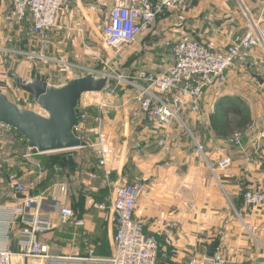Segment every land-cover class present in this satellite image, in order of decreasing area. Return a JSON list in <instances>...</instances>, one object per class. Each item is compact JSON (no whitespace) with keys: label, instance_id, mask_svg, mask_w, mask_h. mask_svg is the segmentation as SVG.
I'll use <instances>...</instances> for the list:
<instances>
[{"label":"crops","instance_id":"obj_1","mask_svg":"<svg viewBox=\"0 0 264 264\" xmlns=\"http://www.w3.org/2000/svg\"><path fill=\"white\" fill-rule=\"evenodd\" d=\"M202 1L204 0L194 2L189 10L190 13L196 6L199 8L202 5L200 11L203 13L197 21L199 28L214 27L218 30L215 41L226 42V33L220 30L224 29L225 21L232 16L234 23L231 29L226 31L232 32L233 35L240 34L243 26L239 24L235 14L224 12L226 15L216 20V26L210 25L212 20L208 14L220 7V3L223 5L222 1L210 0L201 3ZM116 2L117 0H70V7L62 10L56 26L46 35L48 54L71 62L69 70H63L65 79L51 81L42 79L39 75L34 77L52 85H60L74 75H81L78 72L80 68H85V64L91 65L94 59L101 62L97 51L102 29L100 20L89 6L114 5ZM229 3L230 1H227L226 5H229L227 8L232 12L229 7L234 3ZM12 19L8 1L0 0V53L29 52L30 40L22 37V30H29V21H25L24 28L20 30L18 25L13 24ZM261 27L264 31V20ZM198 29H191L188 33L198 32ZM203 32L206 31L201 30L200 33ZM149 50L155 51V64L139 69L136 78L140 72L162 73L172 63V55L165 43L161 48L154 44L153 37L148 35L137 54L126 55L125 51L122 55L118 54V57L124 61L123 67L137 66L140 58L146 56ZM258 55V59L264 62V56ZM13 62L12 60V66ZM62 64L67 65L63 62ZM237 69L242 72L239 67ZM247 72L250 74L249 79L264 88V70ZM252 74L259 75L262 84H259ZM235 76H231L227 82L223 96L219 93V96L212 97L211 91L205 92L198 104L200 109L182 111V121L189 119L191 122L188 126L184 125L190 136L175 130L177 126L168 128L149 124L135 101L136 110L132 115L122 114L116 117L124 122L128 119L141 122L138 126L105 125L109 117L108 113L105 114L101 128L105 168L99 166L93 149L88 146L56 155L73 156V166L68 162L60 165L54 161V156H42L39 159L43 176L40 181L36 179L40 170L24 160L14 159L9 164L0 160L1 195L7 192L8 173L26 176L29 182H33L34 189L31 194L47 189H55L56 193L55 199L47 195L43 208L54 225L53 230L42 237L43 245L48 248V257L42 260H24L22 263L98 264L99 261L109 259L112 254L114 228L107 213L97 208L98 205L108 206L110 202L111 190L109 191L102 182L101 177L109 176L111 182L118 184L140 182L146 185V191L137 201L135 216L144 223L145 233L154 236L160 246L177 251L172 264H187L192 256H206L208 246L214 241L219 244L216 254L225 257L229 264H260L264 257V203L259 207H250L242 202L241 197L247 190H259L264 193V122L262 130H258L254 120L247 116L250 124L242 134L233 135L234 131H230L228 135H222L223 129L220 126L226 119L234 120L235 116L221 115L219 106L225 97H232L238 81H246L243 77L234 78ZM18 78L29 80L24 79L22 75ZM136 78L135 83L141 84ZM111 83L110 88H114ZM107 91L96 95L106 96ZM0 92H5L7 96L13 93V98L22 101L17 103L8 96L9 100L23 108H33L35 105L31 96L17 88L13 90L6 82H0ZM82 100L83 98L79 103ZM215 101H218V104H215ZM85 103L78 106L80 112L86 114V118L81 121V131L94 127V122L89 121V109L94 111V116L97 114V106L93 105L90 99ZM113 113L109 114L111 118L115 117L116 113ZM163 128H168L166 133L164 132L166 136L162 134ZM5 132V139L0 137V148L5 151V155L12 156L26 147L24 139L16 131L9 129ZM236 135L241 137L240 145L231 142ZM85 136L90 142L95 139L88 131H85ZM164 137V142L157 141L158 138ZM189 138L196 139V143H191ZM222 160H229L228 168L218 167ZM61 185L67 186L66 193L59 190ZM19 196L21 195L17 197ZM62 205L73 208L76 218L83 223L81 227L75 226L72 221L65 224L59 222L58 211ZM230 209L235 212L237 220L230 217ZM15 231L16 228L9 235L11 251H17ZM17 263L15 260L14 264ZM103 264L108 263L104 261Z\"/></svg>","mask_w":264,"mask_h":264},{"label":"built area","instance_id":"obj_2","mask_svg":"<svg viewBox=\"0 0 264 264\" xmlns=\"http://www.w3.org/2000/svg\"><path fill=\"white\" fill-rule=\"evenodd\" d=\"M16 23L29 21V34L44 38L56 26L58 16L70 0H7ZM200 0H117L110 9L102 26V39L107 47L122 55L126 49L136 45L140 36L148 33L159 14L165 11L186 12L194 2ZM246 19L243 29L238 35L226 31L234 23L229 16L224 23L226 42L214 40L204 41L200 32H191L179 36L174 41H167L165 46L172 55V63L162 73L140 72L137 80L132 82L136 91L133 100L138 104L144 119L153 125L166 126L174 120H180L183 110L197 111L198 104L205 92L224 85L227 73L233 69L264 70V62L258 54L264 56V31L261 27L264 20V1L261 3L259 17L255 18L245 7L243 0H235ZM206 20V18H205ZM101 63L105 71L94 75H105L111 72V81L121 79L108 62ZM130 84V85H131ZM116 87L110 88L114 91ZM104 105L96 107L97 114L93 118L94 127L88 131L94 136L90 142L85 131L80 130L82 120L86 118L80 112V126L77 129L79 138L86 146L93 149L95 159L100 167L105 168V153L102 148L103 116L108 113ZM9 130L0 124V137L5 139ZM5 132V133H4ZM241 137L234 136L231 142L240 145ZM0 160L9 164L12 160H24L39 169L36 179L42 180L39 159L47 153H38L25 147L12 156L5 155L0 148ZM2 158V159H1ZM219 168L229 167V160H222ZM106 175V173H105ZM97 176H91L96 178ZM102 182L111 190L108 206L97 208L107 213L114 228L112 254L104 260L108 264H172L177 254L175 249L167 250L160 246L154 236L145 233L144 223L136 218L135 210L139 197L146 191V185L140 182H111L109 176H101ZM7 192L0 194V264H23L24 260H42L48 257V248L43 245L42 237L53 230L54 225L47 213L43 211L47 195L55 199V189H47L31 194L33 182L26 176L6 174ZM61 192L66 193L67 186L61 185ZM21 195V198L17 196ZM242 202L250 207H259L264 203V193L259 190H247L241 197ZM59 222H73L75 226L83 225L76 218L72 207L62 205L58 211ZM16 228L15 241L17 251H11L10 234ZM95 261V260H94ZM99 261L98 264H103ZM187 264H229L222 255L213 258L192 256ZM260 264H264V257Z\"/></svg>","mask_w":264,"mask_h":264},{"label":"rangeland","instance_id":"obj_3","mask_svg":"<svg viewBox=\"0 0 264 264\" xmlns=\"http://www.w3.org/2000/svg\"><path fill=\"white\" fill-rule=\"evenodd\" d=\"M205 2H208L210 0H204ZM202 1L201 3H204ZM213 1V0H211ZM219 1V0H217ZM222 1L219 4L220 7L214 9L212 12L208 14V17L212 22L210 23L213 24L214 26L217 25V19L222 18L226 14H235L234 16L237 17L239 24H245L246 19L242 16V10L238 7V5L235 3V0H220ZM227 1H230L232 6L231 8L233 11L231 12L226 5ZM245 7L252 13V15L255 18H258L260 15L261 11V3L263 0H243ZM70 3V2H69ZM69 3L65 6V8L68 6L70 7ZM229 3V4H230ZM202 5L198 8V6L195 7V10L190 12H182V11H165L159 14L155 22L152 24L150 31L148 32L149 37H153V42L154 44H157L158 46L163 47L164 43L167 41H174L176 40L179 36L188 33L189 30H196L199 28V25L197 24V21L202 15L200 9ZM226 6V7H225ZM93 9V11L96 13V17L98 20H100V25L101 29L106 21V18L108 16V13L110 9L113 7V5H99V6H89ZM226 14H225V13ZM208 13V12H206ZM14 25H18V29L22 30L24 28V23L18 24L15 22L14 19H12ZM206 31L205 33L203 32V40L210 41V40H216L215 36L218 34V30L215 29L214 27H206V29L199 28L198 32ZM102 35V34H101ZM147 35L140 36L135 47L133 48H128L126 49V55L132 54L135 55L139 51L140 47L142 46V42L147 39ZM22 37L24 39L29 38L28 41L30 40V50L29 52H13V53H0V82H6L9 84L13 90H16L15 85L12 81V78H10L9 74H12L16 77H22L24 79H30L33 78L34 75H39L42 77V79L45 80H51V81H57V80H63L65 79L63 76V70H69V65H71V62H66L65 60H60L59 58L57 59L56 57L49 55L48 54V41L46 42V36L44 38H41L39 36L29 34L28 29L22 30ZM35 37V39H33ZM102 37V36H101ZM222 43V42H221ZM99 45L97 54L100 56V60L103 62H108V66L113 69V71L121 77L119 81L115 80L111 84V87H116L114 91L109 90L106 93V96H99V95H93V94H85L83 95V100L81 101V105L86 104L85 102L90 99L92 104L99 106V105H104L107 110L108 114L105 121V125H110L111 127H121L124 124L125 125H133L138 126L141 122L137 121H131L128 119L127 122H124L122 119H117V115L121 116L122 114H128V116L132 115L136 110V105L134 103L133 97L136 95V91L134 87H132V82H135V78L137 75V72H139V69L142 67L148 66V65H154L155 64V51L154 50H149L148 54L146 56H142L140 58V62H138L137 66L133 65H127L126 67L122 64H124L123 60L121 57H118L115 51L104 47L103 45V39L99 38ZM37 47L39 48L37 50ZM137 50V51H136ZM161 52V51H160ZM115 56L113 59L112 57ZM94 58L92 57V60ZM12 60L13 66H12ZM91 60V61H92ZM63 63H66L67 65H63ZM122 66V67H121ZM92 68V69H91ZM103 68H106L101 62L96 59H94V62L90 64H85V68L79 70L78 73L81 75H86L88 73H93V72H101L104 71ZM238 69H233L227 73V82H229L231 76L234 74L236 77H243L246 79V81H238L237 84L235 85L233 95L232 97H225V99L222 101L225 107L230 108L232 106V110L235 108L238 111L242 112L243 114L247 115L250 119H253V123H256L258 126V130H262L263 125L262 123L264 122V88H260L257 83L250 78V74L242 69L241 71H237ZM88 71V72H87ZM237 71V72H235ZM233 72V73H232ZM62 75V76H60ZM227 82L215 89L208 90L207 92H210L212 94V97L214 96H219L218 94L221 93L223 96L224 88L227 85ZM131 84V85H130ZM206 92V93H207ZM13 93H9V98L14 100L19 103L22 100L17 99L16 97L13 98ZM205 95V94H204ZM203 95V97H204ZM228 95V94H226ZM93 100V101H92ZM11 101V100H10ZM90 102V101H89ZM218 104V101H215V104ZM33 108H36L35 105L32 106ZM105 108V110H106ZM198 109H200L198 105ZM112 112L115 114V117H112L109 115ZM193 113V112H192ZM130 114V115H129ZM140 116V115H139ZM180 120H174L171 122V124L166 125L164 127H170V126H177L174 128L177 131H182L183 134L186 136H190V134L185 130L184 125L188 126L190 125L191 122L182 121L181 117V112L179 113ZM129 118V117H128ZM139 118V117H138ZM193 120L194 117H192ZM104 123V119H103ZM184 123V124H183ZM168 128H163L162 134L165 135L166 130ZM165 132V133H164ZM181 135V133H179ZM117 135H119L117 133ZM181 137V136H180ZM157 141H165L164 138H158ZM189 141L191 143H196V139L189 138ZM196 150V148H195ZM65 152H58V153H47L49 157L56 156V155H61ZM210 174L212 172L208 171ZM231 210V209H230ZM230 217L236 219V214L232 210L230 211ZM228 218V217H227Z\"/></svg>","mask_w":264,"mask_h":264},{"label":"water","instance_id":"obj_4","mask_svg":"<svg viewBox=\"0 0 264 264\" xmlns=\"http://www.w3.org/2000/svg\"><path fill=\"white\" fill-rule=\"evenodd\" d=\"M9 76L18 90L31 96L36 108H23L12 103L5 92H0V123L16 131L27 149L45 154L86 147L77 132L79 102L85 94L106 92L110 88L111 72L99 76L92 73L74 75L60 85L49 84L38 77L24 81L12 74ZM252 77L262 84L259 75L252 74ZM62 161L74 165L71 155L63 156ZM218 245L214 241L208 246L207 258L214 257Z\"/></svg>","mask_w":264,"mask_h":264},{"label":"trees","instance_id":"obj_5","mask_svg":"<svg viewBox=\"0 0 264 264\" xmlns=\"http://www.w3.org/2000/svg\"><path fill=\"white\" fill-rule=\"evenodd\" d=\"M223 103V102H221ZM219 111L221 113V115H228V114H234L235 119L234 120H228L226 119L225 123L220 126L221 129H223V133L222 135H228V133L230 131H234V134H242L245 129L247 128V126L250 124V120L248 119L247 115L243 114L242 112L238 111L237 109H233L232 110V106H230V108H227L224 106V104H220L219 106ZM88 115H89V121H93L94 116V111H92L91 109H89L88 111ZM54 161L56 160V162H58L60 165H64L65 162L62 161V157L59 156H54L53 157Z\"/></svg>","mask_w":264,"mask_h":264},{"label":"bare ground","instance_id":"obj_6","mask_svg":"<svg viewBox=\"0 0 264 264\" xmlns=\"http://www.w3.org/2000/svg\"><path fill=\"white\" fill-rule=\"evenodd\" d=\"M1 124V123H0ZM19 135V134H18ZM20 136V135H19ZM46 154V153H45Z\"/></svg>","mask_w":264,"mask_h":264}]
</instances>
